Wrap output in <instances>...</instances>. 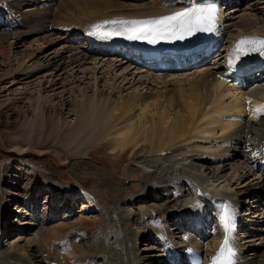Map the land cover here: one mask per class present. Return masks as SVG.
<instances>
[{
    "label": "bare ground",
    "instance_id": "obj_1",
    "mask_svg": "<svg viewBox=\"0 0 264 264\" xmlns=\"http://www.w3.org/2000/svg\"><path fill=\"white\" fill-rule=\"evenodd\" d=\"M245 1L252 3L248 11L235 7L233 16L225 15L231 4ZM211 4L218 16L204 33L218 48L212 67L149 65L129 54L126 35L109 38L127 50L102 55L90 38L94 26L106 21ZM244 37L264 38V0H0V97L16 95L30 112L7 125L38 142L74 146L70 169L78 184L34 164L40 185L29 198L25 194L29 201L12 199L4 188L17 191L23 176L16 173L11 186L0 173V264H191V248L202 264H213L224 239L218 207L225 204L235 213L246 206L254 214L252 228L231 233L237 264H264V108L257 112L264 106V78H258L264 69L245 86L224 79L227 51ZM60 90L73 106L66 130L63 115L48 128V111L58 110L50 93ZM107 144L111 155L134 156L125 178L90 159ZM143 172L147 179L133 193L137 185L131 182L143 179ZM42 190L47 203L37 211ZM79 201L90 213L74 215ZM64 204L70 212L59 218ZM17 206L27 216H19L25 223L19 230L6 223L9 208ZM96 213L97 227L95 220L72 221ZM143 238L150 242L145 249Z\"/></svg>",
    "mask_w": 264,
    "mask_h": 264
},
{
    "label": "rangeland",
    "instance_id": "obj_2",
    "mask_svg": "<svg viewBox=\"0 0 264 264\" xmlns=\"http://www.w3.org/2000/svg\"><path fill=\"white\" fill-rule=\"evenodd\" d=\"M251 4L252 3L249 1L241 2V3L235 2L231 4L229 7H227L225 11V15L229 14L230 16L228 15V17L233 16L234 13L233 10L231 11V9H234L235 7H239V9L241 10L248 11L249 10L248 8L252 7ZM29 46L30 45L28 44L25 48H29ZM215 60L216 59H214L213 57L211 58L209 57L208 60L206 62H203L202 65H206L204 66L205 68L212 67L214 66ZM153 68H155V66H153ZM195 70H192L191 72H189V74L195 72ZM121 73L122 71H119L118 75ZM5 85L6 86H2V88L9 87V83ZM21 87L22 86H17L16 88H14V90L20 91ZM59 92L62 93V90L57 91L55 95L53 93H50L55 99H57L54 106H56L58 110L56 113H54L52 108H50L51 110L48 111L49 112L48 128L54 126V124L59 120V116L63 115V118L65 119L63 130H66L67 129L66 126L68 125L67 123L72 122V118L70 117V110L72 109L73 106H70L69 104V100H70L68 97L69 95L68 94L66 95V92L63 93L64 95L60 94ZM61 96H63V98ZM18 98L19 97H16V95H13L9 92L3 94L2 97H0V169H1L0 173L2 172V175L7 178L6 181L8 180L7 183L10 184L11 186L16 185V182L14 181L16 179V173L23 176V181L21 179L22 186L21 187L17 186V191H15L16 188L11 190H9L10 188H4L5 192H7V195L9 197H12V199L17 198L21 200L25 199L26 197L25 194H27L28 198L32 195L33 191L31 192L30 190L37 188L41 182V177L39 172L36 170L34 171L32 170L34 164L42 165L45 168L49 169L51 172H54L56 175L63 178L64 182L70 184V186L78 185L77 181L74 180L72 176L73 175L72 171L70 169L71 163L74 162V160L76 159L75 156L71 154V150L75 149L74 146H70V147L69 145L66 146V144L63 141L53 142L52 139H49L50 141L47 140L46 143L38 142L34 134L30 136H27L26 134L22 135L20 132L17 133V130H15L12 125H7L8 122L11 123L12 121L14 122V121L22 120L27 112H28L27 114L30 113L29 108L26 106V104L24 105L19 103V101L17 100ZM60 98H62V101L66 103L65 108H64V104H62L59 101ZM105 146H107L108 148L106 147V149H103L102 147L100 150L93 151L92 154L90 153V159H92L98 165L100 164L99 166L102 165L101 167L103 168H108L109 170H113L117 178L124 175L127 176V171L129 170V167H133L135 165L134 156L133 155L131 156V153H123L122 151H120V154L118 155H111L110 154L111 150L109 145L107 144ZM115 166H117V168H115ZM136 168L137 170H140L138 167ZM263 171L264 170H261L260 172L262 173ZM143 173H144L143 179L141 178L140 181L133 183L131 182V185L134 184L135 186L137 185L136 187H134L135 189H131L133 193H135V190H140L142 188V183L146 181L147 173L146 174L145 172ZM126 176H124V178ZM85 180L88 181L89 179H85ZM78 187L80 189L79 192L82 193L84 191L83 186L80 184ZM24 191L26 192L24 193ZM45 196H46V190H42L41 196L40 198H38L36 202L37 211L38 210L43 211V209H45L44 205H46L47 203V199H45ZM11 200L10 198H8L7 200L8 202H10L9 203L10 205L14 203V200L12 202ZM25 200L29 201V199H25ZM31 202L33 204V201H30V203ZM79 203L81 204V201H79ZM79 203L75 206L74 215L76 213H79L81 209ZM21 204L24 205L25 202L22 201ZM65 210L68 211L67 213H69L70 207H67V205L63 206V209L59 210L58 213L59 218L60 215H62ZM19 216H20L19 214H16L15 216H13L15 218L13 217L8 218V221H6V223L10 225V227L13 226V229L15 230L21 229L22 228L21 225L25 224L24 222H22V220L27 219V216L25 215L20 216V218H22L21 220L22 224L18 226L19 223H17V220L20 219ZM79 218L86 222L84 225L87 224L89 225L91 224L90 220L93 221L95 220L94 224L97 227L100 222L97 213L92 214L91 217H83L77 214L72 221L76 222ZM60 220L61 219H59V221ZM15 223L17 224L15 225ZM143 239L144 240H142L143 242L141 243V249H145V247L148 246V244L150 243L148 242V239L146 238ZM10 242H12V239H10ZM10 242L8 244H11ZM255 242L259 243L257 241ZM257 246L259 247L260 244H258ZM80 250L81 253L79 254V256H81L83 253V250L82 249ZM152 263L153 261L149 259L145 261V264H152Z\"/></svg>",
    "mask_w": 264,
    "mask_h": 264
},
{
    "label": "snow or ice",
    "instance_id": "obj_3",
    "mask_svg": "<svg viewBox=\"0 0 264 264\" xmlns=\"http://www.w3.org/2000/svg\"><path fill=\"white\" fill-rule=\"evenodd\" d=\"M217 16L218 7L215 4L199 5L157 18L106 21L105 24H121L123 27L107 32L98 24L94 26V31L90 35L105 38L114 35H126L129 40L146 39L149 43H156L158 39L183 40L186 36H192L196 32L212 31ZM262 50H264V38L244 37L234 46L233 52L236 55H246L248 52ZM230 66L234 67L231 64V58ZM261 108L264 106L257 108V112H260ZM219 221L224 232V239L219 249V255L213 259V264H234L235 252L230 243V237L235 227V210L231 205L222 206Z\"/></svg>",
    "mask_w": 264,
    "mask_h": 264
}]
</instances>
